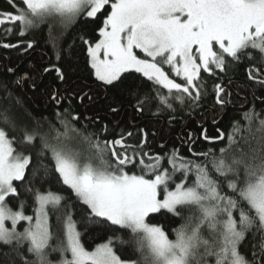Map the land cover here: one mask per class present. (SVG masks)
Masks as SVG:
<instances>
[{"label": "trees", "instance_id": "obj_1", "mask_svg": "<svg viewBox=\"0 0 264 264\" xmlns=\"http://www.w3.org/2000/svg\"><path fill=\"white\" fill-rule=\"evenodd\" d=\"M114 1L107 0L95 16L79 15L64 25L44 18L27 30L6 16L18 12L11 0H0V128L15 151L28 157L6 206L33 213L37 195L52 194V229L62 231L69 220L84 248L107 241L120 259L150 264L140 231L94 213L64 182L49 139L69 129L78 148L108 172L147 179L164 173L160 196L180 185L202 198L146 215L169 239L200 224L195 264H264V226L245 194L264 177V33L261 42L221 52L215 66L200 69L189 91L131 69L103 82L94 74L87 44L99 38ZM16 3L22 10V0ZM160 57L163 71L186 84L171 71L166 54ZM202 208L212 210L210 219L201 221ZM203 221L219 228L204 231ZM230 224L231 242L223 243ZM0 264L41 263L27 242L0 241Z\"/></svg>", "mask_w": 264, "mask_h": 264}, {"label": "rangeland", "instance_id": "obj_2", "mask_svg": "<svg viewBox=\"0 0 264 264\" xmlns=\"http://www.w3.org/2000/svg\"><path fill=\"white\" fill-rule=\"evenodd\" d=\"M11 2L18 12L6 16L18 18L28 30L44 18L64 25L79 15L95 16L107 0H22V10L16 0ZM263 33L264 0H115L99 38L87 44V51L100 81H113L131 69L167 88L189 91L200 69L208 70L209 63L215 66L221 52L233 54L247 44L261 42ZM135 49L146 56L137 55ZM163 54L171 71L185 78L186 84L163 71L156 61L159 58L164 62L160 57ZM66 130L65 135L49 139L64 182L94 213L140 231L143 256H148L150 264H195L193 248L200 224L188 225L178 231L176 238L169 239L161 227L146 221V215L160 208L174 210L179 203L202 198L180 185L160 196L158 185L167 179L164 173L147 179L127 172H108L100 161L78 148L73 130ZM27 161L28 157L15 151L0 128V241L27 242L41 264H135L134 260L120 259L107 241L84 248L69 220L61 233L52 229L47 213V205L56 201L52 194L37 195L33 213L8 208L5 196L15 193L13 179L22 176ZM245 194L264 226V177ZM211 211L202 208L201 221L210 219ZM205 222L204 231L219 228ZM233 233L232 224L225 227L222 242H231ZM235 255L232 248L231 256Z\"/></svg>", "mask_w": 264, "mask_h": 264}, {"label": "bare ground", "instance_id": "obj_3", "mask_svg": "<svg viewBox=\"0 0 264 264\" xmlns=\"http://www.w3.org/2000/svg\"><path fill=\"white\" fill-rule=\"evenodd\" d=\"M130 172V171H129Z\"/></svg>", "mask_w": 264, "mask_h": 264}]
</instances>
